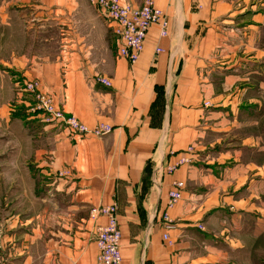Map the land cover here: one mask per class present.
Masks as SVG:
<instances>
[{"label": "crops", "instance_id": "1", "mask_svg": "<svg viewBox=\"0 0 264 264\" xmlns=\"http://www.w3.org/2000/svg\"><path fill=\"white\" fill-rule=\"evenodd\" d=\"M152 1L166 14L167 36L152 26L132 65L90 0H0V34L19 29L17 16L27 22L29 50L41 45L31 57L11 54L14 82L37 81L90 129L113 127L102 137L71 136L31 110L12 115L31 149L25 162L10 161L27 171V207L12 206L4 264H97L96 230L106 218L90 212L111 205L119 208L122 264H259L264 10L244 20L242 0ZM40 173L44 189L34 195ZM176 182L183 199L167 210ZM35 198L47 206L35 209Z\"/></svg>", "mask_w": 264, "mask_h": 264}, {"label": "rangeland", "instance_id": "2", "mask_svg": "<svg viewBox=\"0 0 264 264\" xmlns=\"http://www.w3.org/2000/svg\"><path fill=\"white\" fill-rule=\"evenodd\" d=\"M243 5V14H244V20L247 19V16L250 15L251 11L253 10H264V0H242ZM124 4V3H123ZM126 5V3L124 4ZM129 5V4H127ZM7 12L10 13V8H7ZM20 10H17V14H21ZM16 14V13H15ZM21 19V18H20ZM164 20L167 23L168 27V19L166 17V14L164 16ZM15 26H17L19 29H15L12 31V28H6L4 27L2 30V34H0V107H2L3 110V119H0V263L4 264L3 261L6 257V250L7 247H5V239H7V236L11 234V224L12 220L15 218V222L17 221V216L11 214L12 206H19L21 210H23L25 207H27V200L26 197H22V194H24L23 190L27 187V183H22V180L27 175L26 170L16 171L15 168L10 163L11 160L19 159L23 162L26 161L28 158L29 148L31 149L30 142H27L26 134L21 133L22 130H25V126L20 124L19 122V130L18 129V122H16V119L13 118V114L24 113L28 112L29 110H35L37 108V105L39 103L35 100L36 94L38 92L48 96V94L44 93L40 87L37 81L32 80L28 81V83H18L16 84L15 76L16 71H12L11 68V54L13 52L19 51V53L23 55H28L26 57H31V55L35 52H38V50L41 48V45L39 42H35V48H31L29 50V35L28 30H26V24L27 22H21L20 20L17 22V16L15 17ZM158 25L159 27H165L166 24H154ZM153 25V26H154ZM23 28L26 30L23 31ZM6 30V31H5ZM150 32V29L147 32V36ZM25 33V34H24ZM24 34V37L22 35ZM147 38V37H146ZM32 43V40L30 41ZM261 49H264V39L260 40V46ZM129 62V61H128ZM260 62L264 64V57L260 59ZM130 63V62H129ZM131 64V63H130ZM134 65V64H132ZM15 73V75H14ZM112 86V84H111ZM28 97L34 98V101L32 99L31 104L29 102L27 103L26 99ZM261 98V101L263 103L262 111L264 113V94H261L258 96ZM50 98V97H48ZM53 102L54 107L56 110L63 112L66 114L62 109L58 108L53 100V98H50ZM26 102V103H25ZM246 102H244L245 105ZM249 103V102H247ZM26 104V105H25ZM249 106V105H246ZM67 115V114H66ZM72 116V115H68ZM260 125L264 126V115L259 116V119L257 120ZM59 125V124H58ZM61 126V125H59ZM62 127V126H61ZM264 136V135H262ZM234 134H228L227 139L231 140L234 138ZM225 137L221 140V144H225ZM33 143V142H32ZM34 144V143H33ZM32 155L30 156V158ZM264 157H260V161H263ZM22 169V168H20ZM31 172L38 173L36 171V168L30 167ZM17 176V180H16ZM36 181L34 184V195L39 192V189L42 187L44 189L43 182L45 183V180H42L43 174H37ZM11 178H14V182H11ZM16 181H19L18 183ZM16 182V183H15ZM15 183V184H14ZM32 183V182H31ZM19 185V187H16V185ZM45 191V190H44ZM48 199V198H47ZM29 204L35 207L37 210H41L44 206H47L46 204H43L42 201H39V199L35 198L32 200L29 199ZM264 201V198H263ZM49 206V204H48ZM119 208L117 206L116 212L118 214ZM23 220L22 216H20ZM21 219V220H22ZM90 219L94 220L92 210L90 212ZM254 255H256V252H258V260L259 264H264V239H260L258 242L254 244ZM251 253V251H250ZM7 259V258H6Z\"/></svg>", "mask_w": 264, "mask_h": 264}, {"label": "built area", "instance_id": "3", "mask_svg": "<svg viewBox=\"0 0 264 264\" xmlns=\"http://www.w3.org/2000/svg\"><path fill=\"white\" fill-rule=\"evenodd\" d=\"M98 14L113 24V31L118 42V51L121 58L131 64H136L145 47L147 32L154 24H166L162 27L161 36H167V23L164 20L165 13L158 8L152 0H147L141 7L124 5L121 0H90ZM161 50L158 49V52ZM98 81L106 87H111L110 80L99 78ZM39 103L33 114H42L48 122H56L61 125L71 136H95L102 137L110 134L113 127L108 124H99L90 129L74 116H68L56 110L52 100L46 95L38 92L34 97ZM181 160L180 163H185ZM175 167L168 168L169 172ZM183 182H176L169 192L166 209L174 208L183 199ZM117 206H101L92 210L94 220L101 217L106 218L105 224L97 226L96 245L98 249L97 264H122L121 252L122 232L116 212ZM168 220V215L165 216ZM168 236H165L167 239Z\"/></svg>", "mask_w": 264, "mask_h": 264}]
</instances>
